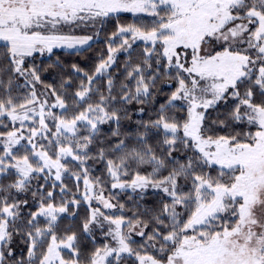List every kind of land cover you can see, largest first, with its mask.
<instances>
[{
	"label": "snow or ice",
	"instance_id": "6c2138e0",
	"mask_svg": "<svg viewBox=\"0 0 264 264\" xmlns=\"http://www.w3.org/2000/svg\"><path fill=\"white\" fill-rule=\"evenodd\" d=\"M0 264H264V0H0Z\"/></svg>",
	"mask_w": 264,
	"mask_h": 264
},
{
	"label": "trees",
	"instance_id": "16d2710c",
	"mask_svg": "<svg viewBox=\"0 0 264 264\" xmlns=\"http://www.w3.org/2000/svg\"><path fill=\"white\" fill-rule=\"evenodd\" d=\"M129 19H130V18H129ZM110 27H111V26H109V28H110ZM102 47H103V44H102V43H99V44L96 45V50H99V49L102 48ZM86 55L89 56L90 58L94 59V57H95V51H94V52H91V53H88V54H86ZM77 59L80 60V62H81L82 65H84L85 63H87L88 65H90L91 62H92V59H89L87 62H86L83 58H77ZM45 79H46V80H51V76L48 75V76L45 77ZM82 214H83V210H82Z\"/></svg>",
	"mask_w": 264,
	"mask_h": 264
}]
</instances>
